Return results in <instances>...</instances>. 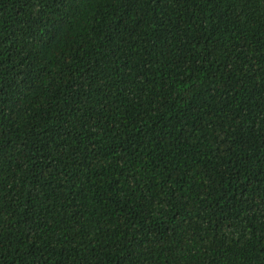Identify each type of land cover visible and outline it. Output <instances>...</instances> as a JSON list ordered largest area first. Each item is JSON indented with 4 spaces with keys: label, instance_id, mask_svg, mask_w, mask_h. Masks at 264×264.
I'll list each match as a JSON object with an SVG mask.
<instances>
[{
    "label": "trees",
    "instance_id": "trees-1",
    "mask_svg": "<svg viewBox=\"0 0 264 264\" xmlns=\"http://www.w3.org/2000/svg\"><path fill=\"white\" fill-rule=\"evenodd\" d=\"M0 264H264V0H0Z\"/></svg>",
    "mask_w": 264,
    "mask_h": 264
}]
</instances>
